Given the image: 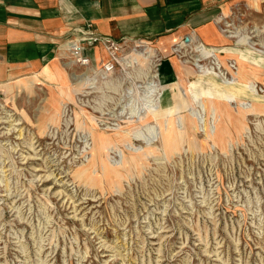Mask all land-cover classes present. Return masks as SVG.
<instances>
[{"label":"rangeland","instance_id":"obj_1","mask_svg":"<svg viewBox=\"0 0 264 264\" xmlns=\"http://www.w3.org/2000/svg\"><path fill=\"white\" fill-rule=\"evenodd\" d=\"M219 25L0 73V264H264V0Z\"/></svg>","mask_w":264,"mask_h":264},{"label":"crops","instance_id":"obj_2","mask_svg":"<svg viewBox=\"0 0 264 264\" xmlns=\"http://www.w3.org/2000/svg\"><path fill=\"white\" fill-rule=\"evenodd\" d=\"M228 6L229 0H0V73L48 69L61 39L86 21L117 40L167 48L192 34L207 47H222L219 19Z\"/></svg>","mask_w":264,"mask_h":264},{"label":"built area","instance_id":"obj_3","mask_svg":"<svg viewBox=\"0 0 264 264\" xmlns=\"http://www.w3.org/2000/svg\"><path fill=\"white\" fill-rule=\"evenodd\" d=\"M97 37L98 36H96V35L95 36L94 35H90V36L89 35H86V36L84 35L83 36V39H81L80 41L72 42V44H74V46L72 47L71 52H73V54L77 57V61L78 62H80L82 64H86V63L89 62L88 57L87 56H84L83 53H81L82 48H81V46L78 43H81V42L82 43H85V42L86 43H93V42L97 41V39H98ZM105 42L109 43L111 47H113V48L116 49V46H115L116 42H112L110 40H106ZM68 44H71V43L68 42ZM68 51H70V50H68ZM114 60H115V62H117V60L115 58H114ZM113 69H114V64L111 61H109V62H107L104 65V69L103 70L105 72H108L109 73V72H112Z\"/></svg>","mask_w":264,"mask_h":264},{"label":"bare ground","instance_id":"obj_4","mask_svg":"<svg viewBox=\"0 0 264 264\" xmlns=\"http://www.w3.org/2000/svg\"><path fill=\"white\" fill-rule=\"evenodd\" d=\"M222 19H223V18H222ZM190 40H192V39H190ZM187 41H188V40H187ZM187 41H186V42H187ZM189 43H190V42H189ZM194 43H195V42H194ZM140 44H141V45H140ZM140 44H138L137 46H142V43H140ZM143 44H144V43H143ZM73 46H74V44H72V43H71V44H67L65 49L71 51V50H72L71 47H73ZM143 46H144V45H143ZM185 46H186V45H185ZM181 47H183V46H181ZM174 49H175V48H174ZM178 49H179V48H178ZM145 52H148V51L146 50V51H144V53H145ZM65 53H66V52H65ZM178 53H179V52H178ZM63 55H64V54H62L60 57H62ZM137 55L140 56V54H137ZM148 58H151V56H148ZM150 67H151V69H150L149 73H151V75L149 74V78L154 79V78H156V76H157V75H156V72H155V70H154V67H155V66H153L152 63H151ZM150 67H149V68H150ZM152 74H153V75H152Z\"/></svg>","mask_w":264,"mask_h":264},{"label":"water","instance_id":"obj_5","mask_svg":"<svg viewBox=\"0 0 264 264\" xmlns=\"http://www.w3.org/2000/svg\"><path fill=\"white\" fill-rule=\"evenodd\" d=\"M186 40H187V38H186Z\"/></svg>","mask_w":264,"mask_h":264}]
</instances>
